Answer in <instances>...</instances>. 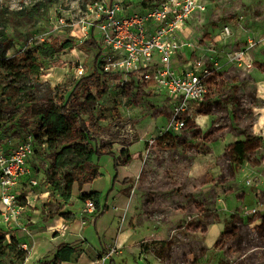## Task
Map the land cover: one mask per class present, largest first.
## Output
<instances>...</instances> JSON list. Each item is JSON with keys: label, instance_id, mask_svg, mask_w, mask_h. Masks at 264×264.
<instances>
[{"label": "crops", "instance_id": "crops-1", "mask_svg": "<svg viewBox=\"0 0 264 264\" xmlns=\"http://www.w3.org/2000/svg\"><path fill=\"white\" fill-rule=\"evenodd\" d=\"M189 32L191 34L187 23L181 36L188 38ZM208 35V40L203 37L201 40L204 43L200 40L195 45V50L186 49L183 54L175 56L173 65L175 68L185 67L194 57L205 54L199 46H210L223 66L220 78L230 81L232 77L229 74L232 70L238 71L228 64L226 56L232 51L230 42L234 33L227 37L222 28L214 36ZM220 78L210 82L209 89L213 98L216 94L211 87L218 85ZM246 85L244 95L250 92ZM256 85L254 95L257 102L263 105H253L251 115L254 114L255 119L249 120L247 112L225 105L224 111L227 109L232 114V122L229 127L221 129L226 125L219 121L224 111L217 106L212 115L205 111L194 120L195 129L201 137L197 132L191 134H196V137H183L174 133L172 135L177 140L170 137L160 139L161 142L151 149L148 158L145 155L149 140L145 141L144 137L121 148L120 151L126 149L132 158L127 166L117 167H124L125 173L119 180L122 185L116 194L112 175H107L104 188L84 192L86 188L82 187L76 195L75 187L73 189V197L78 199L81 194L100 193L101 211L98 213L95 210L92 215L82 216L84 203L81 202L77 218L71 222L65 221L58 215L60 205L50 202L51 191L42 189L40 184L31 185V181L35 179L26 166V175L19 179L14 189L22 208L17 223L7 224L3 220L2 211L5 209L1 202L0 187V232L6 233L9 240L16 238L19 244L29 245L31 253L26 264H31L33 255L40 246L39 233L44 230L53 233L54 240L61 238L63 242L54 246L53 252H48L53 253V258L39 254L40 264L46 261L47 264H54L57 249L63 243L75 247L74 260H84L86 264H102L101 257L106 250L107 254L111 253L107 264H115V256L126 254L136 262L146 261L145 264H253L254 259L249 257L251 251L247 253L235 248L224 250L215 248V245L227 231L234 237L237 236L238 233L231 232L234 226L256 228L261 224L262 216L264 217V79L257 81ZM149 87L166 99L154 85ZM219 97H222L220 93ZM168 118L169 116L166 117V123ZM249 138L253 140L250 141ZM165 142H172V146L165 145ZM239 142L245 144L242 162H234L232 166L225 165L227 155L232 153L234 156L233 148ZM114 201L120 204L115 205ZM244 208L256 209V216L243 214L241 210ZM112 210L117 212L116 236L111 235V244L98 248L96 255L91 256L88 261L83 259L85 248L78 249L73 241L82 238L90 221L97 226L99 220ZM64 211H71L70 206H66ZM50 212L57 215L52 218L49 216ZM211 214H215L214 217ZM189 215L194 217L192 222H188ZM85 218L89 220L86 222L83 220ZM22 227H26L27 231H22ZM98 236L100 239L99 233ZM181 238H188L193 247L188 245L190 248L176 251L178 243L182 242ZM83 241L87 242V239ZM194 243L199 244V247H194ZM38 257L35 256V259ZM262 257L260 264H264V254ZM257 258L258 256L255 261Z\"/></svg>", "mask_w": 264, "mask_h": 264}, {"label": "rangeland", "instance_id": "rangeland-1", "mask_svg": "<svg viewBox=\"0 0 264 264\" xmlns=\"http://www.w3.org/2000/svg\"><path fill=\"white\" fill-rule=\"evenodd\" d=\"M46 1L47 0H0V54L6 51L10 58L9 55L13 53L11 51L12 45H15V48L35 50L37 46L43 44L40 40L42 38L46 41L50 38L49 44L56 38L60 40L76 39L77 48L74 50L60 51L55 56L45 59L37 54L42 67L40 72L42 83L45 86L58 88V98L64 96L66 101L81 79L75 70L77 65H83L85 75L91 74L94 69V59L97 51L82 49L80 45L93 37V34L90 35L87 29L88 22L85 17L87 15L88 6L92 5L95 0H53L55 2L50 4L40 16L35 17L32 21L24 20L15 14L16 11L22 8H26L30 11L33 6L38 3H46ZM164 1L165 0H147V5H144L135 0L126 2V8L128 11H141L146 6L150 7ZM201 3L205 7V10L200 13L199 16H195L188 22L191 28V34L189 32L190 36H188V40L194 45H197L206 33L210 34L211 37L220 32V29L223 28L224 30L227 26L230 29V33H234V37L230 42V47H232V50H245L246 57L249 62H252L253 67L249 71L244 72L242 70L236 71L233 69L229 74V77H232L230 81H224L221 78L218 85L212 86L211 90L216 94V97L213 98V93L210 92L206 102L199 111L195 112L194 120L197 119L198 115L204 114L205 111L212 115L213 112L211 108L213 106H218L221 111H224L225 105L233 106L247 112L250 116L249 120L255 119L254 114L251 115L253 105H263L257 102L254 94L255 87L257 88L256 82L264 79V0H201ZM240 17H242V19H240ZM61 19L64 20V25L62 26L59 24ZM32 38H34V45L28 43ZM96 40L99 42L98 39ZM205 40H208V38ZM250 40L254 42L253 47L249 45ZM188 49L195 50L196 48L191 47ZM213 82H216V80ZM107 83L109 86L108 90L98 99L94 111L103 114L105 117V120L101 122V125L105 127L102 137L109 141V149L114 151L116 155H119L121 153V148H126L129 144H132L133 141L141 137L146 138L145 141L158 137L160 130L166 126V117L169 116L172 110L170 99L164 95V97H166L164 100L157 90L143 84L138 79L126 81L120 76L109 78ZM4 84L3 77L0 75V85ZM246 84L249 86L248 89H250V92L244 95L243 89ZM219 93L222 97H219ZM215 99H217V101H215ZM231 116L232 114H230L227 109L220 115L222 119L219 118V121L222 125L226 124L224 127L221 126V129L231 125ZM6 118L7 116H5V119ZM37 123L38 118H34L28 123L27 128L23 130L16 122L1 121L0 150L10 153L18 142L24 141L29 135L34 136ZM190 126H194V124ZM194 132H197L199 136L200 133L196 130L184 131L177 134L183 137H189ZM201 134L203 135V133ZM191 136L196 137V134ZM166 137L176 139L175 135L172 134ZM157 142V144H159L161 140L159 139ZM165 145L172 146V142H165ZM35 151L36 152L28 159L26 166L30 169L37 184H40L42 189L46 188L51 191V165L49 153L46 148L43 147L36 148ZM158 152H160V150ZM145 158H148V156L145 155ZM234 162H237V160L232 156V153H229L226 157L225 165L232 166ZM97 163L99 171L105 176H102L90 185H75L74 195H76L78 189L82 187L86 188L84 192L97 190V188H104L107 182V175L110 177L112 175V180L115 184V194L119 191L122 185L119 180L125 173V168L119 167L116 169L114 159L110 156H103ZM61 183H63V180ZM50 199L51 203L58 205L63 202L57 194ZM56 200H58V203ZM118 203L119 202L114 201L115 205ZM81 204V201L74 196L70 210L75 213V216L80 212ZM241 212L243 213V210H241ZM241 212L237 211V213L240 214ZM116 214L117 212H114V210L108 215L105 214L99 220L97 226L94 225L93 221H90L85 227V232L81 236L82 238L79 241H73V244L77 246L78 249L82 250V248H85L86 254L83 259L88 261L91 256L96 255L95 252L98 248L101 246L106 247L111 244L112 241L110 236H116L118 232ZM56 215L57 214L54 215L51 212L49 213V216L52 218ZM211 215L214 217L215 214ZM187 219L188 222H192L194 217L193 215H189ZM83 220L87 222L89 218ZM114 220L115 225L113 226ZM260 221L261 224L256 228L250 226L242 227L241 225L234 226L231 232L238 233V235L234 237L229 234V231L225 232L216 243L215 248L224 250L235 248L236 250L245 251L247 253L251 251L249 257L254 259L253 264H260V260L263 258L262 254H264L263 216ZM39 235L40 238L38 241L40 246L35 255H33L34 258L31 264H40L38 262L40 259L38 257L39 254H46L48 258H53V253L48 252H53L55 250L54 246L63 242L61 238L54 240L53 233H49L45 230L41 231ZM83 239H87V242L83 241ZM181 240V243L176 242L179 245L176 251L181 252L184 249L190 248L189 246H192L188 238H181ZM183 244H186V246ZM194 247H199V244L194 245ZM105 252L106 255L108 252L107 250ZM35 256L38 258L35 259ZM257 256L258 258L255 261ZM44 259H46V257ZM82 261L84 260L77 262L75 259L71 264H86L85 261ZM136 261L137 260L133 258L131 259L127 254L119 257L115 256V264L146 263V261ZM47 263L48 261L43 264Z\"/></svg>", "mask_w": 264, "mask_h": 264}, {"label": "built area", "instance_id": "built-area-1", "mask_svg": "<svg viewBox=\"0 0 264 264\" xmlns=\"http://www.w3.org/2000/svg\"><path fill=\"white\" fill-rule=\"evenodd\" d=\"M135 0H95L88 6L85 19L90 35L100 42V69L106 74L122 77L126 81L140 80L143 84L154 85L170 99L172 110L166 126L158 137L148 141L146 155L157 141L169 134L196 130L194 114L206 102L210 82L219 79L223 68L217 59L213 47L199 46L205 54L194 57L183 68H175L173 58L183 54L188 48H197L188 38H183L181 32L186 24L205 10L201 0H165L152 6H146L141 11L127 10L126 2ZM147 4V0H136ZM242 19V17H240ZM60 26L64 20L59 21ZM225 36H230L229 27L223 30ZM34 38L28 42L34 45ZM48 45L49 40L40 39ZM250 47L254 42L249 41ZM12 45L10 58L23 54L25 48H15ZM228 64L238 70L249 71L253 65L248 61L245 50H232L227 53ZM78 76L83 77L85 70L82 64L75 68ZM221 79V78H220ZM222 80L226 78L222 77ZM211 110L216 112V107ZM201 137V136H199ZM38 147L34 136H27L15 145L10 153L0 150V187L1 202L4 205L3 220L9 224L16 222L20 212L18 196L14 189L19 179L26 175V163ZM31 185H37L32 180ZM95 204L92 200L84 203L82 216L94 214ZM245 215H256V209H243ZM26 232V227L21 228ZM27 253L26 264L31 253L28 244L19 245ZM178 247H176L177 249ZM111 253L101 257L102 264H107Z\"/></svg>", "mask_w": 264, "mask_h": 264}, {"label": "trees", "instance_id": "trees-1", "mask_svg": "<svg viewBox=\"0 0 264 264\" xmlns=\"http://www.w3.org/2000/svg\"><path fill=\"white\" fill-rule=\"evenodd\" d=\"M54 2L47 0L46 3L33 6L30 11L22 8L15 14L32 21ZM208 37L206 34L205 39ZM80 46L82 49L97 51L94 69L91 74L81 77L66 101L64 96L58 98V88L42 83V67L37 54L45 59L60 51L74 50L77 48L76 39L56 38L48 45L42 44L35 50H26L12 58L8 57L6 51L0 54V75L5 82L0 85V122H16L25 130L31 120L38 118L34 138L38 147L46 148L49 153L51 197L56 194L60 196L63 202L59 203L58 215L69 222L75 220V213L64 210L66 206H72L75 185L90 184L103 176L97 162L103 156H110L117 169L118 166H127L132 158L126 149L119 155L109 149V141L102 137L105 127L101 122L105 117L94 111L98 99L108 90L107 80L115 78V75L106 74L100 69V44L94 37ZM233 152L237 162H242L245 144L236 143ZM100 198L101 194L98 192L79 196L82 203L92 200L97 213L101 211ZM19 245L16 238L9 240L6 233L1 231L0 264H23L28 256ZM75 253L76 248L72 245L61 244L54 264L72 262Z\"/></svg>", "mask_w": 264, "mask_h": 264}, {"label": "bare ground", "instance_id": "bare-ground-1", "mask_svg": "<svg viewBox=\"0 0 264 264\" xmlns=\"http://www.w3.org/2000/svg\"><path fill=\"white\" fill-rule=\"evenodd\" d=\"M262 85V84H261ZM259 88V87H258ZM262 90V89H261Z\"/></svg>", "mask_w": 264, "mask_h": 264}]
</instances>
